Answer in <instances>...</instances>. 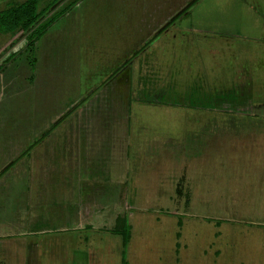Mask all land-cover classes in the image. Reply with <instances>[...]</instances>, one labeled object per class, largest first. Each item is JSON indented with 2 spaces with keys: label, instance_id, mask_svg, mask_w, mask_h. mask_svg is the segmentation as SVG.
<instances>
[{
  "label": "rangeland",
  "instance_id": "rangeland-1",
  "mask_svg": "<svg viewBox=\"0 0 264 264\" xmlns=\"http://www.w3.org/2000/svg\"><path fill=\"white\" fill-rule=\"evenodd\" d=\"M54 1L0 0V264H264V0Z\"/></svg>",
  "mask_w": 264,
  "mask_h": 264
},
{
  "label": "trees",
  "instance_id": "trees-1",
  "mask_svg": "<svg viewBox=\"0 0 264 264\" xmlns=\"http://www.w3.org/2000/svg\"><path fill=\"white\" fill-rule=\"evenodd\" d=\"M58 0H55L50 5L52 6ZM40 0H28L27 2L21 4L18 2H11L14 6L20 5L14 11H12L9 16L2 18L3 21H6L9 25H14L16 27L14 35H11V45L17 43L20 39H25L24 46L26 47V42H29V45H34L44 34L46 28L43 27V18L50 12V7L45 10H39ZM49 5V6H50ZM193 3L187 11L182 15L188 14V12L193 8ZM2 17V16H1ZM50 27V26H49ZM10 44L6 47H10ZM24 47V48H25ZM5 48V46H4ZM3 49V48H1ZM0 49V50H1ZM5 50V49H4ZM5 51L1 50L0 58ZM21 52V51H20ZM12 60V59H10ZM6 64H0V71L5 68ZM127 218L121 219L118 221V226L114 229L116 235H119L123 239V246L125 248L124 256L126 255V249L130 243L131 239V226L127 223Z\"/></svg>",
  "mask_w": 264,
  "mask_h": 264
},
{
  "label": "crops",
  "instance_id": "crops-1",
  "mask_svg": "<svg viewBox=\"0 0 264 264\" xmlns=\"http://www.w3.org/2000/svg\"><path fill=\"white\" fill-rule=\"evenodd\" d=\"M11 2H16V0H10ZM3 45V43L1 44ZM0 45V49L2 48V46ZM4 47V46H3ZM259 60L261 59V56L259 55L258 56ZM261 61V60H260ZM124 247V246H123ZM33 247H30V249H32ZM125 250V249H124ZM33 252V249L31 250V253ZM94 253L92 252L91 255H86L85 259H86V264H94L93 260H92V257H93ZM124 255V253H123ZM82 260V258H80Z\"/></svg>",
  "mask_w": 264,
  "mask_h": 264
}]
</instances>
